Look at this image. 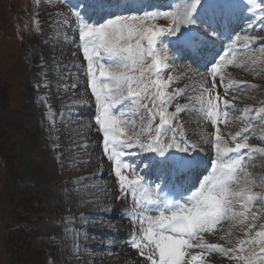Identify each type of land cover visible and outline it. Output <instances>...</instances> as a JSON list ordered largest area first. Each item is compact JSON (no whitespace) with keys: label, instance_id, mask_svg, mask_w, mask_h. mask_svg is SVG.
I'll return each instance as SVG.
<instances>
[{"label":"rangeland","instance_id":"374dc122","mask_svg":"<svg viewBox=\"0 0 264 264\" xmlns=\"http://www.w3.org/2000/svg\"><path fill=\"white\" fill-rule=\"evenodd\" d=\"M192 2L194 0H112L111 4H107V8L115 6L112 9L117 10L116 6H118L121 15L142 16L144 13L140 11L141 8H146L147 12H170L175 15L182 12ZM77 4L80 3L76 0H0V264H78V261L75 260V262L72 256L78 250V240L75 235L79 233V229L74 228L73 230L70 227L75 221L71 220L69 215L72 214L71 211L79 206L82 208L102 206L106 196L100 197L91 194L99 193L103 188H105L103 192L113 193L107 195L109 202L115 204L122 201L128 205L126 210L132 214L133 206H136L137 200H142L145 196L152 194L151 188L144 185V188L147 189L146 193L141 190L137 193L135 200L130 196L126 197L120 189L119 178L115 175V162L110 160L109 154L104 151L103 132L94 118L98 113V106L95 96L91 92L87 61L83 56L79 36V25L82 20L76 16V12L72 11L76 9L73 5ZM209 5L207 0H204L203 6L199 8L200 23L195 26L182 25L181 31L186 32L189 28L196 27L197 36L205 35L204 38L207 39V36L210 35L224 42L226 36L221 33H212L214 30L210 28L200 31L202 29L200 26L202 12L204 15L212 13L220 15V12L225 9V5L222 4L208 8ZM240 10L242 12L237 20H240L241 23L245 21L246 26L244 29L238 30V36L234 40L225 41L228 55L224 64L221 67L217 66L218 76L214 89H212L211 67L200 69L191 66L188 62L178 60V58L174 59L176 56L171 51L168 41L162 38H158L156 45L157 55L161 60L160 76L157 77L154 73L145 76L146 79H160L162 82H168L171 78V82L162 90L165 93L178 91V94L171 100V103L166 105L167 113H176L177 106L181 109L175 117L170 118L171 123L178 128L179 133L182 131L184 137L190 138L195 144L196 133L200 129L199 139L205 140L206 147L204 144L203 146L208 152L209 138L214 136L217 126L222 138L231 147L234 146L232 136L251 124L252 128L249 132L242 133V135L248 137L247 142L251 146L264 147V119H261L264 117V113L259 112V109L264 107V31H261V28H264V0H236V6L231 11L234 13ZM95 11L94 8L93 15ZM230 20L232 19L227 18L225 22ZM97 21L104 22L101 19ZM214 21L218 29L224 22L218 16ZM173 24L174 20L171 16L158 15L154 19L145 20L144 28H167ZM208 24L212 23L209 21ZM249 24L254 25L252 30H248ZM239 39H246L243 43L244 48L232 50L240 47L235 44V41ZM200 42L204 49L206 41L201 40ZM132 43L135 41L133 40ZM143 43L146 44V41ZM220 53L225 54V49ZM70 59L75 60L73 65L63 64L60 66L62 61ZM42 60L50 62L43 66L40 65ZM151 62V59H148L145 64H151ZM106 66L114 67L111 64ZM71 70H79L78 75L72 76L69 72ZM46 72L53 77L51 86L58 85L57 92L52 93V98L57 101L53 108V115L45 110L43 101L47 97L46 93L49 87L45 80ZM62 72L64 75H61ZM221 77L223 86L220 82ZM79 78L83 84L79 87L76 85L72 87V82L79 81ZM242 82H247L249 86L242 87ZM210 89L213 97L219 93L222 98L229 99L234 105L232 109L228 110L227 117L221 111L218 125H211L205 112L201 110L202 101L206 106ZM155 91V88L151 89V92ZM233 97L236 99L233 100ZM62 99L64 101L61 104ZM167 99L166 95L165 100ZM145 102L150 106L153 103L151 100ZM155 104L154 110L158 111L159 99L155 101ZM120 106H126L125 113L127 115L124 118L134 121L136 125L135 129L122 125L126 132L129 135L143 132L140 139L146 140L149 135L147 111L145 109L134 111L130 101L120 104ZM245 108L254 111L245 113ZM220 109H223L221 103ZM78 110L85 112H75ZM117 116L119 117V115ZM142 117L144 118L143 125L141 124ZM68 119L76 120V124L81 126L78 136H75L76 131L67 132V127L71 129ZM158 123L157 115L152 122L153 132ZM56 124L61 129L59 134L55 127ZM52 128L54 132H50ZM89 135L90 137L95 135L97 138L96 154L100 155L98 161L104 165L109 164V171L98 177V179L103 178V182H96L93 186L79 187L78 189L81 193L85 189H95L94 192L84 196L78 194L77 204L68 203L61 200L59 195L76 188L82 177L78 175L63 188H57L59 179L55 173L40 172L37 169L36 161H39V157L41 161L43 159V162L54 158L51 153H56L58 148L56 144L59 139L65 138V146H69L74 141L79 142V138L86 140ZM197 147L200 146L197 145ZM54 149L55 151H53ZM133 150L139 151L138 149ZM70 153L74 154L71 151ZM143 156H147V154ZM143 156L138 155L137 160H141ZM208 156L210 159V154ZM211 158H214V154ZM86 163L90 164V161ZM81 164L83 165L82 162H77L76 165L81 167ZM63 165L65 168L72 166L69 164V160ZM248 171L257 176L264 175V155L253 153ZM77 173L79 171L75 170L70 174L77 175ZM61 174L66 178L65 174ZM122 174L125 175L126 182L128 179L136 177L131 168H122ZM100 186L103 187L100 188ZM253 191L264 196V189L254 187ZM138 206L140 205L138 204ZM21 207L27 209V212L21 210ZM250 207L253 206L250 205ZM235 211L243 210L237 208ZM94 213H88L86 216L105 220L110 216L104 211L101 214L100 212ZM114 215L121 219L123 216L122 212H116ZM146 215L155 216L157 214ZM77 221L79 222L76 220L75 223ZM80 221V223H84V220ZM130 224H132L130 230L132 236L142 235L138 223L134 226L132 219ZM100 225L101 223L94 225L91 231L92 235L85 241H93L98 237L94 236L98 235L95 227ZM119 226L124 225L120 223ZM259 230L257 228V231ZM84 231L85 229L82 230V232ZM204 233H207V236L203 237V242L221 244L224 247L232 246L231 240L234 239L245 238L250 241L260 239L255 237L254 233L250 237H245L239 221L224 220L214 232ZM203 234L201 233V236ZM106 237L103 236V238ZM127 238L126 232L121 236H113L114 242L120 239L124 243L121 247L113 250V258L121 264H132L136 259L143 261L144 264H151L147 255L142 256L138 248L126 245ZM193 242L196 240L194 239ZM243 247L245 250L238 252L237 255L250 256L253 251H259V244L249 243ZM119 251H133V262L131 256L127 259L121 255L117 256L115 253ZM203 255L205 257L203 256V261L199 264H215L214 261H209L214 257L223 262L222 264H244L243 260L229 261L220 252H205ZM156 258L158 259V254Z\"/></svg>","mask_w":264,"mask_h":264},{"label":"snow or ice","instance_id":"6c2138e0","mask_svg":"<svg viewBox=\"0 0 264 264\" xmlns=\"http://www.w3.org/2000/svg\"><path fill=\"white\" fill-rule=\"evenodd\" d=\"M203 2L204 0H194L175 15L170 12L147 11L142 16L121 15L106 11L101 17L104 22L94 21L84 10L76 12L77 17H83L79 25V36L83 56L87 61L91 92L98 106V113L94 118L103 132L104 151L109 154L108 158L115 162V175L119 178L120 189L126 197L130 196L135 200L141 190L146 193L147 189L144 188L146 183L155 184L156 189L161 192L165 189L174 191L176 188L173 183L174 177L177 179L186 177L201 163L205 164V171H208L209 166L211 168L210 175L200 181L199 187L190 196L185 197L181 194L180 200L175 202H170L167 197L158 201L137 200L140 207L136 209L132 219L134 226L139 224L142 235L134 236L131 246L138 248L142 256L147 255L151 264H188L184 249L191 247L201 249V252L191 255V261L199 260L205 252H220L229 261L243 260L244 264H264V196L253 191L254 187L264 189V175L257 176L248 171L253 153L264 155V147L251 146L247 142L248 137L242 135L248 133L252 125L249 124L232 136L234 146L231 147L224 141L217 126L214 136L209 138V161H199L196 157L203 149L189 143L182 131L177 135L178 128L171 123L170 118L175 117L181 109L177 106L176 113H167L166 105L178 94V91L165 93L162 90L171 82V78L168 82L145 78L146 74L153 73L159 77L162 71L156 47L158 38L167 40L179 59L187 57L194 61L197 56L203 54L201 42L181 31L182 25L195 26L200 23L198 10L203 6ZM111 3L112 0H80L84 9L90 6L103 9L106 4ZM80 4L73 7L80 9ZM158 15L171 16L174 24L167 28H144L145 20L154 19ZM253 27L254 25L249 24L248 30H252ZM261 31H264V28H261ZM133 40L135 43H132ZM148 59L152 62L146 65L145 61ZM215 60L216 57L205 65L206 68L209 64L212 65L210 68L212 89L216 87L218 76ZM106 64L114 67H108ZM220 82L223 86L222 77ZM241 86L246 88L249 85L242 82ZM152 88L156 91L151 92ZM157 99L158 111L154 110ZM232 99L235 100L236 97ZM148 100L153 101L151 106L145 102ZM129 101L134 111L145 109L148 113L149 135L146 140L140 139L143 132L134 135L126 132L122 125L133 129L136 125L134 121L124 118L123 111L119 112V117L114 114L113 110L117 105ZM233 107V103L222 98L219 93L213 97L210 89L206 106L202 101L201 110L205 112L211 125H218L221 111L227 117L228 110ZM253 111L250 108L244 109L245 113ZM259 112L264 113V107L260 108ZM157 115L159 123L155 125L153 132L152 122ZM141 124H144L143 117ZM144 154H148L145 170L155 167L156 180L160 183L149 181L145 175H136L135 179H128L126 182L122 168H131L135 173L137 166L124 162L121 158ZM213 154L214 158H211ZM148 205H154V208H149ZM237 208L243 211H235ZM150 211H156L158 214L146 215ZM224 220L239 221L245 237H250L254 233V236L260 239L251 241L245 238L234 239L231 240L230 247L203 242L201 233L214 232ZM257 228L260 230L257 231ZM193 239L197 243L192 244ZM249 243L259 244V251H253L250 256L237 255L238 252H243L245 250L243 246Z\"/></svg>","mask_w":264,"mask_h":264},{"label":"bare ground","instance_id":"6f19581e","mask_svg":"<svg viewBox=\"0 0 264 264\" xmlns=\"http://www.w3.org/2000/svg\"><path fill=\"white\" fill-rule=\"evenodd\" d=\"M76 1L80 3V0H76ZM217 1H221L223 3H231V4H233L235 2V0H230V1H227V0H211L212 3H216ZM79 10H85L83 8V4H81V7H80ZM90 13H91V11L88 13V15H90ZM218 15L219 14H214V13L213 14H205L204 15V13L202 12V14H200V16H201L200 17V19H201V25L200 26L202 28V29H200V31H205L206 28H210V29L214 30V32L225 33V34L231 35L234 32L238 31L240 28H242L241 25H238L237 23H235L232 28H230L228 26H222V27H219V29H218L217 28L218 26L216 25V23L214 21L215 18ZM238 17H239V14H235L234 17H232V18H236L237 19ZM50 18H54V17H50ZM80 18H83V17H80ZM209 21L212 24H208ZM63 27H65V26H63ZM195 29H197V28L196 27H191V28L188 29L189 31L187 30L184 33H185L186 36H193L196 39L198 38L200 41L201 40H205L206 41V46L209 48L210 53L204 54V55L202 54L200 56H197L194 61L190 60L187 57H185L183 59H179L178 58V60L188 62L191 66L192 65H197V66H202V67L206 68L205 67L206 64H204L205 60H206L205 57H210L209 60H211V58H212L211 56L212 55H217L218 56L219 52L223 51L225 49V47L220 42V40H218L217 38H213V36L209 35V36H207V39L204 38L205 35H201L200 34V36H197V34H196L197 30L195 31ZM169 46H170L171 51H173V49H172L170 44H169ZM62 54H65V53H62ZM177 55L178 54H175L176 57H174V59L177 58ZM222 55H224V54H222ZM42 61L43 62H41L40 65H43V66L48 65V63L50 62V61L46 62L44 60H42ZM74 63H75L74 59L64 60V61H62L60 63V66L63 65V64L73 65ZM209 65L207 67H209ZM215 65H216V67L219 66V64H215ZM78 71L77 70H71L69 72H70V74L72 76H76V75H78ZM61 75H64V73L62 72ZM52 78L53 77H52L51 74H49L48 72L45 73V80L47 82V86H49V87H48V91L46 93L47 97L43 101L45 103V110L49 114L53 115L54 114V109L53 108L56 105L57 101L52 98V93L57 92L58 85L54 84L53 86H51ZM72 83L74 85H76V87H79L81 84H83V82H82V80L80 78H79V81H77V82L73 81ZM81 99H83V98H81ZM63 101H64V99H62L61 104L63 103ZM75 112L84 113L85 111L84 110H78V111H75ZM68 124L70 125L71 129L69 127H67V132H73V131L75 132L76 131L75 132V134H76L75 136H78V134H80L79 130H80L81 126L79 124H76V120H71V119L69 120ZM56 125L57 126H55V127H57L56 129H57L58 134H59V133H61V129L58 128V124H56ZM199 130H198V133H196L197 136L195 137L196 144L195 143L194 144L196 146L197 145L200 146L198 148L203 149V151L199 152L197 154V157H201V158H203V160H205L207 162V161H209V159H208L209 152L205 148L206 147V145L204 144L205 140H203V138L199 139V137H200L199 135L201 134ZM50 132H54L53 128H52V130ZM168 135H169V137H171V133H169ZM177 135H179V132H177ZM89 137H90V135H89ZM89 137H87V139ZM184 138L187 139L189 141V143H193L190 138H187V137H184ZM79 139H80L79 142L74 141L73 144L69 145V146H65L66 145L65 142H64L65 138L59 139L58 143L56 144V146H58V148L56 149V153L55 152L51 153L52 157H54V158H49L47 161L43 162V159L41 161V158L39 157V161L38 160L36 161L37 162L36 165L38 167L37 169L40 172H43L44 174H46V173L49 174V172H50V174H52V172L55 173L56 177L59 179V181L57 182L58 183L57 188H63L72 179L78 177V175H80L82 177V180L79 182V184H78V186L76 188L71 189V190H67L66 193H64L62 195H59L61 197V200L65 201V202L67 201L68 203L69 202L70 203L73 202L75 204H77V201H78V194H80V196H84V195H88V193H90V192H94V190H95V189H93V190L85 189L84 191L82 190V193H81L80 190H78L79 187L93 186L94 183H96V182L97 183L98 182H103V178H99L98 179V177L99 176H103L104 174H107L108 171H109V164L104 165V164H102V163H100L98 161V158H99L100 155L98 156V154H96V150H97L96 140H97V138L95 137V135H92L89 138V140L86 139L87 141L83 140L82 138H79ZM200 140H201V142H200ZM203 144L205 145V147L203 146ZM53 151H55V149ZM70 151L73 152L74 154L71 155ZM44 152H46V151H44ZM68 160H69V164H72V166L65 168L63 163L68 162ZM89 161H90V164L86 163V162H89ZM77 162H82L83 165L81 164V167H78V165H76ZM75 170H78L79 173H77V175H71L70 173H72ZM61 173L65 174L66 178L62 177ZM103 186H100V188L103 187ZM104 189L105 188H103L101 190V192H99V193L95 192V193L91 194V195H97V196H100V197H105L106 196V200L104 202H102L103 204L99 208H94V207L82 208L81 206H79V207H76V209H74V211H71V212L69 211L70 213H72V214H69L71 216V218H72L71 220H75V221L79 220V222L77 221L76 223H75V221H74V223L72 222V225L70 226V227L73 228V230H74V228H78L79 229V230L76 229V230L79 231V233L77 235H75V236H77L76 240H78V243H77L78 250L76 252H74L73 256H72L74 261L75 260L78 261V264H121L120 262H118V260H115L113 258V256H114L113 250L115 248L121 247L124 243L120 239H119V241L114 242L113 236H119V235L121 236V235H123L126 232L128 234V238H127L128 241L127 242H129L130 240H132L134 238V236H132V231H130L131 230V225H132V224H130V222L132 220V216L129 213V211L126 210L128 208L127 207L128 205H126L122 201L116 202L115 204H112L111 202H109V200H108L109 197H107V195L109 196V194H113V193H111V192L109 193L107 191L103 192ZM102 211H104V212H106L107 214L110 215L107 220L102 219V218H88L86 216L88 213H91V212H95V213L96 212H100V214H101ZM116 212H122V215H123L122 219L119 218L117 215L116 216L114 215ZM80 220H84V223H80L81 222ZM96 223H101V225L99 227H95V231L98 233V235H94V236L95 237L98 236V237L95 238V240H93V241H89V242L85 241V239H87L88 237H90L92 235L91 231H92V228L94 227V225ZM120 223L121 224L123 223L124 226L120 227L119 226ZM83 229H85L84 232H82ZM103 236H105V237L107 236V237L103 238ZM205 236H207V233H204L202 235V238L205 237ZM185 251H186L185 255H186V259L187 260L188 259L191 260V255H196L197 253L201 252V250L197 249L196 247L194 249H192L191 251H189L188 249L185 250ZM115 254L117 256L121 255L125 259H127L129 256H131L132 262H133V259H134V252L133 251H131V252H121V251H119V252H116ZM203 256L204 255H202L200 257V259L203 258ZM210 260L214 261L215 264H222L223 263V262L217 260L215 257L209 259V261ZM129 264H131V263H129ZM132 264H144V263H143V261H141V260L139 261V259H136V261L134 263H132Z\"/></svg>","mask_w":264,"mask_h":264},{"label":"trees","instance_id":"16d2710c","mask_svg":"<svg viewBox=\"0 0 264 264\" xmlns=\"http://www.w3.org/2000/svg\"><path fill=\"white\" fill-rule=\"evenodd\" d=\"M22 209L21 210H23L24 212H27V209H23L24 207H21ZM18 231V230H17Z\"/></svg>","mask_w":264,"mask_h":264}]
</instances>
